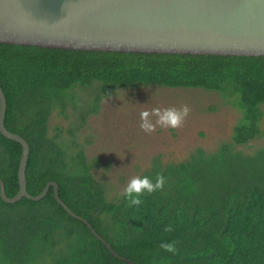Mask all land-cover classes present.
<instances>
[{
    "label": "trees",
    "instance_id": "trees-1",
    "mask_svg": "<svg viewBox=\"0 0 264 264\" xmlns=\"http://www.w3.org/2000/svg\"><path fill=\"white\" fill-rule=\"evenodd\" d=\"M140 84L203 87L241 110L232 140L213 150L197 147L183 160L158 156L138 176L163 174V190L145 192L129 206L124 189L108 197L75 134L99 99ZM5 126L29 143L26 189L39 193L54 180L58 195L135 264H264V185L225 167L244 158L233 145L260 133L264 55L191 54L73 49L0 42ZM93 90V107L79 97ZM78 109L69 134H50L53 112ZM78 115V117H77ZM78 125V126H77ZM21 144L0 132V178L18 191ZM229 155V156H228ZM230 175V176H228ZM232 177L234 179H232ZM171 226L172 232L164 228ZM176 241V254L161 242ZM0 264H129L116 257L82 220L56 200L51 185L38 200L0 197Z\"/></svg>",
    "mask_w": 264,
    "mask_h": 264
},
{
    "label": "water",
    "instance_id": "water-1",
    "mask_svg": "<svg viewBox=\"0 0 264 264\" xmlns=\"http://www.w3.org/2000/svg\"><path fill=\"white\" fill-rule=\"evenodd\" d=\"M0 42L73 49L133 52L264 55V0H0ZM6 98L0 85V132L21 144L18 191L9 196L0 178V197L41 199L53 186L56 200L82 220L116 257L118 253L82 215L58 195L49 180L26 189L30 146L4 124Z\"/></svg>",
    "mask_w": 264,
    "mask_h": 264
},
{
    "label": "rangeland",
    "instance_id": "rangeland-1",
    "mask_svg": "<svg viewBox=\"0 0 264 264\" xmlns=\"http://www.w3.org/2000/svg\"><path fill=\"white\" fill-rule=\"evenodd\" d=\"M79 92V97L89 104L88 108L93 107V90L84 87ZM183 105L191 109L183 127H157L150 134L139 128L142 109ZM78 109H68L67 117L53 112L48 120L49 133L71 136L70 126L79 123L78 115L77 121L74 116ZM259 110L260 133L233 145L244 158L225 165L242 174L243 186L251 181L264 185V103L259 105ZM240 117L241 110L216 90L158 84L118 87L99 99L96 111L78 128L75 140L83 147L91 170L104 184L108 197H114L133 177L149 167L155 156L163 162L179 161L197 147L213 151L220 144L230 142L233 126Z\"/></svg>",
    "mask_w": 264,
    "mask_h": 264
},
{
    "label": "clouds",
    "instance_id": "clouds-1",
    "mask_svg": "<svg viewBox=\"0 0 264 264\" xmlns=\"http://www.w3.org/2000/svg\"><path fill=\"white\" fill-rule=\"evenodd\" d=\"M191 109L188 105H183L180 108H144L140 111L139 128L145 133H153L157 127L164 129H179L183 127L188 118ZM165 178L163 174H157L155 182L150 177H133L124 189L123 195L127 198L129 206H139L142 204L141 197L145 192L152 194L158 190H163ZM165 232H172L171 226L164 228ZM176 241L161 242L159 247L165 252L176 254L178 252Z\"/></svg>",
    "mask_w": 264,
    "mask_h": 264
}]
</instances>
